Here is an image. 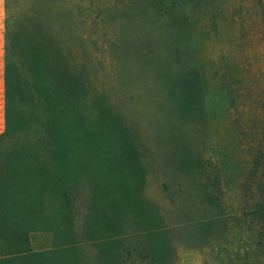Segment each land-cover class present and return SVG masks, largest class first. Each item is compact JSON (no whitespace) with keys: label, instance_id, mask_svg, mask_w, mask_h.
I'll return each mask as SVG.
<instances>
[{"label":"rangeland","instance_id":"374dc122","mask_svg":"<svg viewBox=\"0 0 264 264\" xmlns=\"http://www.w3.org/2000/svg\"><path fill=\"white\" fill-rule=\"evenodd\" d=\"M37 2L10 4L8 16L32 13L44 26L52 15L88 97L143 143L144 193L170 251L164 262L122 264H264L262 223L251 213L264 189V0L166 3L180 26L145 0H53L45 10ZM192 68L201 90L189 116L179 85ZM31 239L35 249L52 244L45 233Z\"/></svg>","mask_w":264,"mask_h":264},{"label":"trees","instance_id":"16d2710c","mask_svg":"<svg viewBox=\"0 0 264 264\" xmlns=\"http://www.w3.org/2000/svg\"><path fill=\"white\" fill-rule=\"evenodd\" d=\"M38 1L45 10L53 0ZM145 1L165 14L173 0ZM18 2L5 0L9 127L0 133V264L164 262L168 228L144 193L143 143L102 101L88 97L85 78L48 24L52 15L44 26L32 13L10 18L9 6ZM171 17L182 25L181 17ZM200 76L196 68L181 76L180 106L189 116L199 112ZM210 180L205 197L214 207ZM251 213L262 223L256 227L262 241L264 189ZM39 232L50 246L34 248L31 235Z\"/></svg>","mask_w":264,"mask_h":264},{"label":"crops","instance_id":"0c3cea01","mask_svg":"<svg viewBox=\"0 0 264 264\" xmlns=\"http://www.w3.org/2000/svg\"><path fill=\"white\" fill-rule=\"evenodd\" d=\"M5 0H0V133L9 127L5 91Z\"/></svg>","mask_w":264,"mask_h":264}]
</instances>
